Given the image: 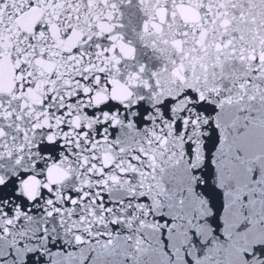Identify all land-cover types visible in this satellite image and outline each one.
Returning a JSON list of instances; mask_svg holds the SVG:
<instances>
[{
	"label": "water",
	"instance_id": "water-1",
	"mask_svg": "<svg viewBox=\"0 0 264 264\" xmlns=\"http://www.w3.org/2000/svg\"><path fill=\"white\" fill-rule=\"evenodd\" d=\"M0 264H264V0H0Z\"/></svg>",
	"mask_w": 264,
	"mask_h": 264
}]
</instances>
